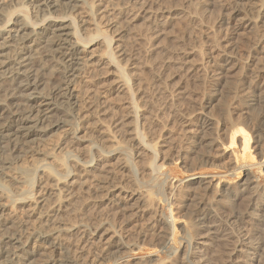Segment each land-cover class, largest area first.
<instances>
[{"label": "bare ground", "instance_id": "6f19581e", "mask_svg": "<svg viewBox=\"0 0 264 264\" xmlns=\"http://www.w3.org/2000/svg\"><path fill=\"white\" fill-rule=\"evenodd\" d=\"M127 1L136 5L141 0ZM73 2L25 0L18 6L10 4L0 9V264H100L111 254L135 244L140 247L149 243L155 249L169 245L176 233L175 226H185V222L175 218L171 211L169 219L157 217L158 197L150 187L155 180L154 173L165 169V159L159 157L161 153L163 156L170 153L177 161L187 163L192 156L199 155L201 147L215 148L229 159L228 165L233 166L239 159L250 158L253 161L247 165L250 169L246 165L234 169L236 174H242L234 193L254 195L258 189L251 171L264 167V150L257 154L258 161L254 164L250 132L238 127L228 137L227 145H218L214 138L206 135L218 129L217 120L226 125L230 117L228 109L215 96L209 97L206 107L211 110L215 106L218 112L201 117V136L188 138L191 131L184 126L175 137L179 144L188 140L181 147L168 146L167 138L156 139L154 117L148 107H138L134 91L129 87L130 76L117 59L122 54L116 56L111 49V39L104 31L97 28L104 38V57L96 61L86 59V46L81 37L88 19L77 20L76 16L88 6L94 18V2L82 1L81 5ZM154 3L143 0L142 12L149 13ZM230 3L238 13L240 6H249L253 19L247 20L244 27L263 38L264 0H230ZM29 7L39 13L37 22L31 19ZM57 11L62 16L53 17L51 13ZM113 11L121 15L125 9L120 7ZM15 15L14 27L3 33L5 30L1 28ZM44 22L46 26L36 30L35 27ZM259 48L263 53L264 46ZM253 62L250 83L264 91V76L261 77L264 69L259 60ZM231 63L229 56L220 60L213 79L217 83L213 86L221 85L227 78ZM110 67L115 68L111 85L118 93L115 103L117 100L120 103L123 97L127 100L124 105L108 104L110 95L102 101L96 98L97 93L92 90L96 87L91 81L93 75L84 76ZM80 77L83 84L77 87ZM260 103L264 108V95ZM106 118L109 124L104 125L102 121ZM80 124L85 134L99 141L94 150L84 149L83 161L69 149L77 142L72 134L80 129ZM56 127L67 128L66 144L71 146L62 155L52 153L56 140L54 145L35 149L33 143L42 141ZM33 156L39 158L18 164L21 159ZM50 159L52 162L47 161ZM219 183V180L215 183L213 176L199 181L197 192L188 185L182 192L198 206L194 223L203 229L198 244L201 248L208 245L209 236L216 234L215 222H207L211 218L207 208L209 201L203 194L214 195ZM167 191L173 195L172 185L167 186ZM94 198L107 201L114 208V215L134 212L132 232L116 238L115 233L108 234L107 229H102L106 237L109 235L108 240L96 242L81 215ZM184 251H178L180 255L173 264H188L189 254L201 252L198 248ZM237 252L244 253L243 250Z\"/></svg>", "mask_w": 264, "mask_h": 264}, {"label": "rangeland", "instance_id": "374dc122", "mask_svg": "<svg viewBox=\"0 0 264 264\" xmlns=\"http://www.w3.org/2000/svg\"><path fill=\"white\" fill-rule=\"evenodd\" d=\"M68 1H74L77 5H81L82 1L88 4L94 2V18L87 10L88 6L76 16L77 20L88 19L81 37L86 46V59L96 61L98 57H104V38L97 32V28L104 31L111 39V49L116 56L122 54L117 59L121 65H125V73L130 76L129 87L134 91L138 107H148L154 117L156 139L167 138L168 146L181 147L188 140L179 144L175 137L181 134L184 126H188L185 130L191 131L187 134L188 138L201 136V117L205 113L218 112L215 106L211 110L206 107L209 97L215 96L228 109L230 117L226 125L217 120L218 129L206 132L207 137L214 138L218 145H227L232 132L238 127L246 128L251 134L254 164L258 161L257 154H261V149L264 150V108L260 103L264 91L252 86L250 75L253 61L259 60L264 69V52L259 48L264 46V37L260 38L244 27L247 20L253 19L247 4L240 6L238 13L230 0H151L155 3L148 10L149 13H143L140 8L143 0L136 5L127 0ZM24 2L25 0H0V9L7 8L10 4L15 7ZM120 7L125 11L117 15L113 10ZM29 8L31 19L37 22L39 13L33 7ZM51 14L53 17L62 16L58 11ZM16 19L15 15L1 28L5 30L3 33L14 27ZM46 24L39 23L35 28L39 30ZM223 55L231 58L230 72L225 80L218 82L221 85L215 87L213 85L217 81L213 79ZM96 72L84 74L85 77L93 75L91 81L96 83V87H92L93 92L97 93L94 92L95 97L98 96L96 98L102 101L110 95L107 103H115L118 93L114 91L116 87L114 90L111 87L115 68ZM263 76L264 72L261 73V77ZM81 79L83 78L80 77L77 87L83 84ZM125 102L127 100L122 97L120 103L117 100L115 104L124 105ZM181 122L186 123L183 125ZM102 123L107 125L109 121L106 118ZM63 129L54 128L40 143L35 141L34 148L40 150L55 144L52 153L62 155L71 146L66 144L64 132L67 128ZM72 135L77 142L69 149L82 158V161L85 160V148L94 150L99 145L95 136L85 134L81 124L80 129ZM162 145L159 144L160 147ZM62 148L64 151L59 152ZM160 150L164 151L162 148ZM198 151L199 155L192 156L187 163L181 159L177 161L175 155L170 153L159 155L165 159V169L154 173L155 180L150 187L158 197L157 217L169 219L171 211L175 218L185 222V226H175L176 233L170 244L156 249L149 243L140 247L135 244L130 249L111 254L100 264H173L180 255L179 250L195 251L196 248L201 252L197 255L189 254L188 264H264V167H253L251 171L258 187L254 195H235L236 183L242 176L241 173L236 174L235 167L246 165L250 169L247 165L253 161L250 158L239 159L236 166H233L228 165L229 159L221 156L219 149L201 147ZM38 158L33 156L21 159L18 164H26ZM47 161L52 162L51 159ZM213 176L215 183L217 180L221 182L216 193L203 195L209 201L207 208L210 209L211 218L207 222H215L216 234L209 236L206 242L208 245L201 248L198 244L201 242L199 238L203 229L194 223L198 206L195 205V200L182 192L187 185L197 192L199 181L209 180ZM171 185L173 195H169L167 191V186ZM226 188L230 192H224ZM89 201L91 205L84 208L81 215L96 242L102 240L101 243H104L110 233H115L118 238L132 232V221L136 218L134 212L117 216L113 214L114 208L104 199L94 198ZM102 229L109 232L107 237ZM236 249L243 250L244 253H236Z\"/></svg>", "mask_w": 264, "mask_h": 264}]
</instances>
